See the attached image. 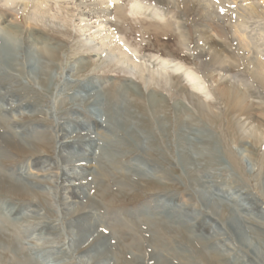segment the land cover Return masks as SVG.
<instances>
[{"label": "bare ground", "instance_id": "obj_1", "mask_svg": "<svg viewBox=\"0 0 264 264\" xmlns=\"http://www.w3.org/2000/svg\"><path fill=\"white\" fill-rule=\"evenodd\" d=\"M65 1L67 0H0V4L6 8L11 7V9L15 11H21L24 13H28V11L30 12V7L32 6V13L35 19L38 22H41L42 20H59L58 16L52 14V12L55 6H57V9L62 12L63 8L61 7V4ZM81 1L82 0H68V2H71L78 9L81 8L79 5L82 3L85 5V11H81L78 15L75 14L76 17L74 16L70 18H76V21L80 24L77 30L83 34V40L81 42L85 53H93L97 55L101 60H104L105 64H113L115 68L120 69L123 73L127 75L130 74L132 78H136V75H139V78L142 81H145V78L147 77L152 80L165 79L166 81H170L171 78H177L175 80L177 84L174 89L177 97L175 115L177 117L176 143L178 146V161L187 175H189L195 190L201 192L202 195L207 194L209 184L212 183L211 179L213 180L214 177L217 176V173L210 172L207 174L208 176L205 177L207 178L206 180L201 179L198 171L204 167L203 162L208 166L216 165L225 167L231 171V174H234L238 170L239 165L237 164V161L234 160L232 154L225 148L224 143H221L218 138L212 134L213 128L211 127V123L215 119V113L205 111L200 98L203 97V100L209 104V107H212L210 106L212 105L211 100H217L220 97L228 112L235 113L239 120V123H237L239 128L244 131L247 129H249V131L255 130L259 141H264V102H262L264 100V93L253 89L250 85L254 86V83L250 82L249 84L241 75L232 78L229 76L231 63L236 61V56L231 51L230 47L223 44L226 42V35L224 34L225 25L222 23L224 20L223 18H225L223 16L227 13H233V18L236 22L241 18L243 19L241 25L234 22L228 23L231 27V34L234 40L233 46L236 47L239 52V56L246 65V70L253 78L260 81L261 84H264V18L262 19L263 23L259 22V25L255 26L252 22L258 18L257 15L259 14V11L264 9V0H211L206 7H202V14H209L211 18L208 22H204L201 26L197 27L195 31L196 42L199 45L201 52L199 65L203 67L202 65L207 63L208 59H214L218 64L217 71L212 70V72L207 74H201L200 72L187 69V67L181 62H175L172 60H162L159 64L152 62L148 63L146 61L142 62L130 51V49L127 48L122 40H119L116 37L114 26L109 21L110 16L106 10L101 9L102 7L106 8V6H112L113 3L118 4L120 3V0H94L95 2L91 5H87L86 2ZM151 1H154L155 5H153V3L147 4L142 0H134L129 6L128 12L126 11L125 13H128L135 18H141L145 23L148 20L159 23L164 22L167 29L173 28L176 30L183 41L184 46L189 48L191 46V41L184 33L181 19L173 17L172 13L163 6L162 0ZM167 1H171V3L179 8L177 0ZM189 2L190 0H187V5ZM95 8L100 9H97L95 16L90 18L94 14V11L96 10ZM121 15L123 16L122 13ZM168 16L169 19H171L169 22L165 21ZM70 19L66 20L65 24L76 27L73 22H69ZM246 19L247 21L249 20V22H246ZM88 20H90V23L86 24ZM10 23L12 22L1 17L0 26L2 24L6 25L2 29L0 28V33L6 32V34L13 38L19 37L20 39L22 37L25 39L27 46L35 47L36 51L29 53L26 51L27 49L15 48L13 46H10V48H7L6 46L5 48L4 46L6 44L4 46L2 45L4 42L2 41L3 37H0V76H5V78L8 79L12 78L15 81L14 84H8L0 89V100L3 103H6L7 106H13L12 109L0 108V128L3 130L4 134H8L11 138L19 141V144L21 145L19 150L22 152L26 151L30 157H33L41 155L42 151L45 150L46 145H49L50 147L54 145L51 134H49V132H40L33 126L25 127L21 134L8 131L4 128V120L1 118V115L3 113L9 114L7 112H13V110H18V113L23 111V114H20L21 116L28 117L30 122L39 124L38 119L34 118L35 115L41 113V111H37L39 105H36V102L38 101L40 104L44 102V100L41 97V91L36 89V85L48 88L54 81H56L57 78L51 75L53 67H49L47 62H57V60L60 59L61 54L59 47H49V43L45 42L43 36L38 31L36 32L32 29L24 31L21 27L14 25L13 23L10 25ZM86 33L88 34L86 35ZM5 35L3 34V36ZM7 40L6 42H9ZM80 63L83 64L84 62L81 61ZM86 64H88V62H85V65ZM28 65L29 68H35V72H31L32 79L30 81L26 71V66ZM180 75L188 81V84L184 83V80H181L182 77H180ZM23 80L27 81V83L30 82L31 85L29 87H31V93L35 94L34 99L36 101H34L32 106L23 104L15 108V104L19 102L17 97L24 100V102H26L25 100H28L27 95H19V93L24 91V84H22ZM49 80L51 82L48 83ZM125 80L127 82L129 81L127 79ZM237 84H240V86H237ZM99 86L100 84L95 80L91 81L88 85L83 86L81 91L88 89V92H86L87 97L84 98L77 107H74L76 108L75 110L77 111V114L87 119V125L85 124V127L81 126L78 130V132H87L86 136L70 137L69 139L72 140H68L67 142H64L67 144L63 143L60 146L62 154L65 155L67 160L69 159L70 163H72L69 165V168L65 169L63 172V178L67 184L63 185L64 193H61V198L63 197L64 201L66 199H75V202L72 200V202L68 203V206L65 204V209L70 214L74 212L77 213L78 208H82V213H88L93 217L92 214L95 213L96 208L90 203L91 199L89 198V195L85 193L88 190H93V196L96 197V193L99 194V191L102 189L97 186L93 187V185L97 184L101 178L107 182V186L104 189L106 190L104 191L105 194L102 196V198H104L109 194L108 192L114 194L115 188H118L117 191H119L120 194L117 196H120L128 188L127 184L132 183V185L140 186V188H143L144 190V188H149L147 187L148 183L167 180L168 176V174L162 173L160 168L159 171L158 168H156L157 166L154 167L155 165L151 166L148 163L144 164L138 162V160L136 161L139 164H135L136 161L135 163L132 162L128 165H123L122 163L118 164L116 162L119 155L121 156L119 159H123L128 154L123 155L120 151L124 146L121 145L123 141L120 142L118 137H113L112 135L107 136V134L105 135L104 132H101L100 128L109 131V133L111 132L113 135L115 132L124 131L126 138H134L135 141L141 145H145L146 142H148V138L143 134L136 132L132 119L129 117L130 113L127 109V104L129 102L122 100L118 94L113 92V89H116V87L110 89L106 88L107 90L104 87L105 93L107 95H109V93L111 94L110 105L102 107L103 91V93L100 94L101 97L97 96V100H91V98L96 97V93H92V91ZM135 86L136 85L130 81L129 84L127 83L126 86H123L122 90L124 96L127 95V92L130 93L135 91ZM241 87H244L243 91L241 90ZM1 90L6 91L2 92ZM12 90L13 93L11 94ZM142 95V97L145 98V95ZM187 99H190L189 104L186 102ZM78 100L79 98L76 97L74 99H64L63 101L66 103H72ZM137 100L132 102H136ZM150 101L151 109L154 113V118L158 127L163 134H167L168 130L165 123V121H167L166 97H160L159 93L153 92L150 95ZM253 101H257L260 104L256 106ZM45 103L47 102L45 101ZM189 106L193 108H189ZM90 107L95 109L99 114L95 115L88 110ZM137 108H141L142 112L144 111L142 105ZM28 109H31L30 114H24V111ZM196 113L199 114V117ZM146 123L148 124V122ZM199 125L205 126L204 129L206 133L199 131ZM61 132L62 135L65 136H72L74 134L66 133L64 126H61ZM96 134L97 139L89 140V137ZM4 144L7 146V143ZM9 144H11V142H9L8 145ZM37 149H39V151H37ZM115 151L117 152L116 155L114 154ZM142 154L147 155L145 153ZM225 160L228 161L229 168H227ZM90 161H97L95 172L90 171L89 164H84L90 163ZM160 166L167 165L165 163H160ZM167 171L174 173L177 169L171 168V170ZM117 176L121 177L120 181L114 180ZM19 177V181H15L14 176L0 172V179H7V181H9V184L11 185H9V187H11V193L25 192L26 184L29 183L32 178L31 175H24L23 173H21ZM262 177L264 179V174ZM56 182L58 183V180H56ZM142 184H144V187H141ZM260 192L264 198V187L262 184H260ZM87 193H89V191ZM67 194L69 197H67ZM214 196L216 197L214 202L204 197L208 210L207 213L203 215V220L199 225L192 228L182 226L184 229L183 231L181 228H175L177 224L183 223L182 218H180L181 213L179 212L181 206H175L174 208H171V211H168L170 204L174 201L172 195L168 196L166 202L156 199L154 201L155 203L150 205V207H153L150 209L151 211L149 210L148 213H144L143 216L141 215L142 217L137 219L136 222L129 221L125 218H119L117 225L123 230H129L132 232L134 234L133 237L138 238L141 236V241L144 240L147 242L146 244L150 246L147 250L151 256L150 264H176V261L179 262L178 264H227L232 260L236 261V259L239 264H249L250 260L253 261V264H261L259 261L261 258H264V214L258 213L256 208H254L255 200L250 196L241 193L240 190L232 195H217L215 193ZM36 198L41 199L39 196H36ZM241 202L246 203V205L241 206ZM216 204H219V207H217ZM220 206H223V208L231 206L232 208L231 217L227 225L219 228L220 230H223L222 232L218 230V228L213 229L209 223H207L211 220L221 223L222 220L227 217V214H222ZM157 208L168 216L164 217L160 215ZM17 212V210H9V208H7V213L17 215ZM234 215L239 217H242L243 215L249 216L251 219H245L242 221L249 226L257 227L256 229L250 228L249 230L250 236L253 240H243L244 242L241 240L238 244L241 248L251 250L252 256L243 251H237L236 246L233 247L230 245L231 248H229L228 242L216 245L214 248H207V245L211 240L226 236V230H231L232 227H234ZM252 216L255 218H252ZM195 220L196 217L190 222H194ZM17 221L18 220H12L2 211V209H0V240H2L0 242V264H44L42 263V260L40 261L37 258L32 259L29 256L27 252L28 250L25 248L23 242L24 236L17 231ZM253 221L257 223L253 224ZM72 224L77 227L78 231L70 246L77 250L82 249L86 245L85 243L89 241L88 238L91 236L90 233L93 229H99L96 220L90 221L84 219L79 225L77 222H73ZM199 227H202V230L207 229L206 234H203V232L201 235L195 236V238L187 236L188 232L195 233V230ZM258 231H263V234ZM7 234H11L15 237H13V245L17 246L16 251L11 247H9L11 249L8 248L11 240H5ZM103 235L104 234L100 232L96 236L100 237ZM169 236H180V239L186 241L187 244L193 248L194 252H191L193 254H181L179 251L173 250L174 248L172 247V242L168 238ZM228 238L230 239L229 236ZM231 238V240H233L234 236ZM115 239H117V237ZM102 240L103 243H106L105 240H107V238L104 236V239ZM135 241L136 239L133 241L132 245L129 246L124 245L121 240L119 241L118 239L117 246L113 245L107 247L108 250L105 249L104 252H101L102 254L98 252V254L96 253L97 255L82 256L80 258V263L98 264L101 260L113 257V259H116V262L114 261L112 264H120V262L122 264H142L141 260L144 261L147 253L146 250L143 253L141 252L143 250L139 251L136 249L140 246V243L136 245ZM81 243L85 245L78 247L77 245ZM154 243H160L162 246L161 248L165 247L168 250H172V252H170V256L173 255L171 256L172 258L169 259V257L162 256L163 254H160L161 252L159 253L154 249ZM255 244H260L261 248L258 249ZM222 247H228L229 249L227 248L228 250L223 252L221 251ZM235 252L238 254L235 255L232 260L226 262L228 257ZM166 253L168 252L166 251ZM7 254L12 255V259L9 262L4 259ZM50 257H52V255H47L45 256V259L48 260ZM254 257L257 258V261ZM49 263L54 264V262Z\"/></svg>", "mask_w": 264, "mask_h": 264}, {"label": "rangeland", "instance_id": "obj_2", "mask_svg": "<svg viewBox=\"0 0 264 264\" xmlns=\"http://www.w3.org/2000/svg\"><path fill=\"white\" fill-rule=\"evenodd\" d=\"M82 1L86 2L87 5H91L95 2L94 0ZM133 1L134 0H120V3L118 4L113 3L112 6H106V8L102 7L101 9L106 10L110 16L109 21L114 26L116 37L119 40H122L127 48L130 49L138 59L142 62L146 61L155 64L161 63L162 60L181 62L187 67V69L200 72L201 74H207L212 72V70H218V64L214 59H208L207 63L202 65L203 67L199 65L201 52L199 45L196 42L195 35L196 28L201 26L204 22H208L211 18L209 14H202L201 10L202 7H206L211 0H190L188 5L187 0H177L179 8L171 3V1L168 2L167 0H162L163 6L172 13L173 17L181 19L184 33L191 41L190 49L184 46L183 41L176 30L173 28L167 29L164 22L159 23L148 20L145 23L141 18H135L128 13H125L126 11L128 12L129 6ZM142 1L147 4L153 3V5H155V2L151 0ZM79 6L81 7L80 9L67 0L61 4V7L63 8L62 12L57 9V6L53 9L52 14H56L59 20H42L41 22H38L32 13V6L30 7V12L28 11V13H24L21 11H15L11 9V7L6 8L0 4V18L4 17L8 19V21L21 27L24 31L29 29L35 30L36 32L38 31L43 36L45 42L49 43V47H59L61 54L60 59H58L57 62H47L49 67H53L51 75L57 78L56 81L51 85L49 84L50 87L48 88L36 85V89L41 91V97L44 100V102L40 104L38 101L36 102V105H39L37 111H41V113L35 115L34 118L38 119L39 124L30 122L28 117L21 116L20 114H23V111L18 113V110H13V112H7L9 114L3 113L5 115H1V118L4 120V128L8 131L21 134L25 127L33 126L40 132H49L54 141L53 146L50 147L49 145H46L45 150L42 151L41 155L30 157L26 151L22 152L19 150L21 145L17 139H13L8 134H4L3 130L0 128V172L14 176L15 181H19L21 173L32 176L29 183L26 184V191L15 193H11V187H9L10 184L7 179H0V209H2V211L12 220H18L17 231L24 236L23 242L25 248L28 250L27 252L29 256L32 259L37 258L40 261L42 260V263L44 264H52L49 262H54V264H81L80 258L82 256H93L97 255L98 252L102 254L101 252H104L105 249L108 250L107 247L113 245L117 246L118 239L119 241L121 240L124 245L129 246L132 245L133 241L136 239V245L140 243V246L136 249L139 251L143 250L141 251L143 253L146 250L147 253L144 261L141 260V263L150 264L151 256L147 252L150 246L146 244L147 242L144 240L141 241V236L138 238L133 237L134 234L132 232L121 229L118 227L119 225H117V222L119 218H125L129 221L136 222L144 213H148L149 210L153 208L150 207V205H153L156 199L166 202L170 195H172L174 201L170 204L168 211H171V208H174L175 206H181L179 212L181 213L180 218H182L183 223L177 224L175 228H181L182 231L184 230L182 226L192 228L199 225L203 220V215L206 214L208 210L204 197L214 202V199H216L214 196L215 193L217 195H232L240 190L241 193L253 198L255 200L254 208H256V211L260 214H264V198L260 192V184L264 187V179L262 177L264 174V141H259L255 130L249 131V129H247L244 131L240 129L237 124L239 123V120L235 113L228 112L220 97L217 100H211L212 105L210 106L212 107H209V104L203 100V97L200 98L205 111L215 113V119L211 123V127L213 128L212 134L215 135L221 143H224L225 148L232 154L234 160H236L239 165L238 170L234 174H231V171L225 167L216 165L208 166L203 162L204 167L198 171L201 179L206 180L207 178L205 177L208 176L207 174L210 172L217 173V176L214 177L213 180L211 179L212 183L209 184L208 193L202 195L201 192L195 190L189 175H187L178 161L179 155L176 143L177 117L175 115L177 97L174 89L177 84L175 81L177 78H171L170 81H166L165 79L152 80L147 77L145 78V81H142L139 78V75H136V78H132L130 74L127 75L123 73L120 69L115 68L113 64H105L104 60H101L97 55L93 53H85L81 42L83 40V34L77 30L80 24L76 21V18H74L75 22L74 19H70L71 17H76L75 14L78 15L81 11H85V5L83 3ZM95 9L94 14L90 18L94 17L95 12L100 8ZM257 16L258 18L252 21L255 26L259 25V22L263 23L264 9H261ZM223 17H225L223 18L224 20L222 23L225 25L224 34L226 35V42L223 44L230 47L231 51L236 56V61L231 63L229 76L232 78L241 75L249 84L250 82L254 83V86L250 85L253 89L264 93V84H261L260 81L253 78L246 70V65L239 56V52L236 47L233 46L234 40L231 34V27L228 23L234 22L241 25L243 19L241 18L236 22L233 18V13H227ZM69 19V22H73L76 27L65 24V21ZM170 20L169 16L165 19V21L168 22ZM246 22H249V20L247 21L246 19ZM12 23H10V25ZM89 23L90 20L86 22V24ZM5 25L6 24H2L0 28H4ZM3 34L5 35L6 32L0 33V37H3L2 41H4L2 45L4 46L6 44L4 46L5 48L6 46L7 48L13 46L15 48L27 49L26 51L29 53L36 51L35 47L27 46L24 38L21 37L20 40L19 37L13 38L8 34L5 36H3ZM87 34L88 33H86V35ZM6 40L9 42H6ZM81 61L84 63L81 64ZM85 62H88V64L85 65ZM26 71L30 81L32 79V73L35 72V68H29L28 65L26 66ZM180 77H182L181 80H184V83L188 84V81L182 75H180ZM125 79L136 85L135 91L130 93L127 92L126 96H124L122 88L123 86H126L127 83L129 84V81L127 82ZM93 80L99 83L100 86L92 91V93H96V97L91 98V100H97V96L101 97L100 94L104 92L102 107L110 105L111 94L109 93V95H107L105 89L116 87V89H113V92L118 94L122 100L129 102V105L127 104V109L130 113L129 117L132 119L136 132L141 133L148 138V142H146L145 145H141L137 143L134 138H126L124 131L115 132L113 135L111 132L109 133V131L100 128L101 132H104L105 135H112L113 137H118L120 142L123 141L121 145L124 146L120 151L123 155L128 154L123 159H119L121 158L119 155L116 162L118 164L122 163L123 165H128L129 163H135V161L138 160V162L144 164L148 163L151 166H157L156 168H158L159 171L161 169L162 173L168 174V176L167 180L148 183L147 187L149 188H144V190L143 188H140V186L132 185V183L127 184L128 188L125 191L126 194L124 192L120 196H117L120 193L117 191L118 188H115L114 194L108 192L109 194L104 198H102V196L105 194L104 191L106 190L104 189L107 186V182L101 178L97 184L93 185V187L97 186L102 189L99 191V194L96 193V197L93 196V190H88L89 193H87L88 191L85 193L89 195V198L91 199L90 203L96 208L92 217L88 213H82V208H78V212L72 214L65 209V204L68 206V203L72 202V200L75 202V199H66L64 201L63 197L61 198V193H64L63 185L67 184L63 178V172L65 169L69 168V165L72 163H70L69 159L67 160L65 155L62 154L60 146L64 142L72 140L69 139L70 137L86 136L87 132H78V130L81 126L85 127L87 119L77 114V111L75 110L76 108L74 107H77L80 102L87 97L86 92H88V89L81 91L82 87L88 85ZM14 82L15 81L12 78L8 79L5 78V76H0V89L8 84H14ZM49 82L51 81L49 80L48 83ZM22 84H24V91L19 93V95H27L28 100H25L26 102H24V100H21L16 96L19 102L15 104V108L23 104L32 106L34 101H36L34 99L35 94L31 93V87H29L31 85L30 82L27 83V81L23 80ZM237 86H240V84H237ZM243 89L244 87H241L242 91ZM1 91L5 92L6 90ZM153 92H157L160 97H166L167 99V121H165L168 130L167 134L161 132V129L155 121L150 101V95ZM12 93L13 90L11 94ZM142 94L145 95V98L142 97ZM76 97H78L79 100L72 103H66L63 101L64 99H74ZM134 100L137 101L132 102ZM45 101L47 103H45ZM186 102L189 104L190 99H187ZM262 102H264V100ZM253 103L256 106L260 104L257 101H253ZM141 105L144 108L143 112L141 108H137ZM0 108L12 109L13 106H7L6 103H3L0 100ZM189 108L193 107L189 106ZM88 110L95 115L99 114L92 107ZM30 111L31 109L25 110L24 114H30ZM196 115L199 117L198 113H196ZM146 122H148V124ZM61 126H64L66 133L74 134L72 136L62 135ZM204 127L205 126L203 125H199V131L206 133ZM95 139H97V134L89 137V140ZM9 142H11V144L8 145ZM4 143H7V146ZM37 151H39V149H37ZM142 153L147 155H143ZM114 154L116 155L117 152L115 151ZM138 162L136 161L135 164ZM160 163H165L167 166H160ZM225 163L227 168H229L227 160H225ZM84 164L90 165V171H96L97 161H90V163ZM171 168L177 169V171L174 173L168 172L167 170H171ZM120 179L121 177L117 176L114 180L120 181ZM56 180H58V183ZM142 186L144 187V184H142L141 187ZM36 196L41 197V199H37ZM67 197H69L68 194ZM240 205L243 206L246 205V203L241 202ZM216 206L219 207V204H216ZM220 207L222 214H227V217L223 219L221 223L215 222L214 220H211V223L207 222L213 229L218 228V230H220L219 228L227 225L231 217V206L224 208L223 206ZM7 208H9V210H17V215L7 213ZM158 212L164 217L168 216L163 211L158 210ZM194 217H196V220L190 222ZM252 218L255 217L252 216ZM84 219L90 221L96 220L99 229H93L90 233L91 236L88 238L89 241L85 243L86 245L82 243L78 244V247L85 246L80 250H77L76 248L75 250L70 244L74 240L78 230L72 223L77 222L79 225ZM245 219L251 218L246 215H243L242 217L234 215L233 223L236 226L234 225L231 230H226V236L211 240L208 243L207 248H214L216 245L228 242L229 248H231L230 245L233 247L236 246L237 251H243L252 256L251 250L238 246L241 240H253L250 236L249 230L250 228H257L245 224L242 221ZM254 223L257 222L253 221V224ZM202 229V227H199L195 230V233L188 232L187 236L195 238V236H199L203 232V234H206L207 229ZM220 231L222 232L223 230ZM100 232L104 235L97 237L96 235ZM258 232L263 234V231ZM104 236L107 238V240H105L106 243L102 242ZM233 236L234 239L231 240V237ZM13 237V235L7 234L5 240H11L8 248L11 247L16 251L17 246L13 245L15 238ZM116 237L117 239H115ZM168 238L172 242L173 250L179 251L181 254H193L191 253L194 252L193 248L190 247L186 241L180 239V236H169ZM1 241L2 240H0V242ZM255 246L258 249L261 248L260 244H255ZM153 247L159 253L161 252L160 254H163L162 256L169 257V259L172 258L171 256L173 255L170 256L172 250H168L165 247L161 248L162 246L160 243H154ZM227 248L228 247H222V250H220L224 252L229 249ZM166 251L168 253H166ZM237 254L238 253L236 252L231 254L227 260L225 259L226 262L232 260ZM47 255H52V257L47 260L45 259V256ZM4 259L9 262L12 259V255L7 254ZM254 259L257 261V258L254 257ZM115 260L116 259H113V257L107 258L101 260L98 264H112ZM178 263L179 262L176 261V264ZM259 263L264 264V258H261ZM120 264L122 263L120 262ZM227 264L239 263L236 259V261L232 260ZM249 264H253V261L250 260Z\"/></svg>", "mask_w": 264, "mask_h": 264}]
</instances>
